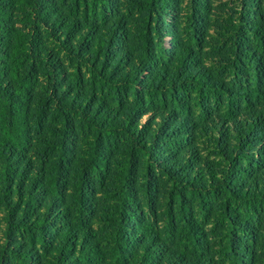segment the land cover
<instances>
[{
  "label": "trees",
  "instance_id": "obj_1",
  "mask_svg": "<svg viewBox=\"0 0 264 264\" xmlns=\"http://www.w3.org/2000/svg\"><path fill=\"white\" fill-rule=\"evenodd\" d=\"M227 1L0 0V264H264V0Z\"/></svg>",
  "mask_w": 264,
  "mask_h": 264
},
{
  "label": "rangeland",
  "instance_id": "obj_2",
  "mask_svg": "<svg viewBox=\"0 0 264 264\" xmlns=\"http://www.w3.org/2000/svg\"><path fill=\"white\" fill-rule=\"evenodd\" d=\"M216 2H218V6L217 7H221V9L223 8L224 5L228 4L229 2L227 0H215ZM217 17H219V12L217 11ZM212 20H219L218 22H221V18L217 19L216 17H212ZM176 31L179 32V28H178V23L176 22ZM164 46L169 49L171 48L172 46V37H171V34H168L166 37H165V42H164Z\"/></svg>",
  "mask_w": 264,
  "mask_h": 264
}]
</instances>
